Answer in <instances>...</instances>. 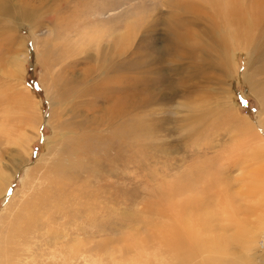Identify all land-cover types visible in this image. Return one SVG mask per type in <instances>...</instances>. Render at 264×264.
<instances>
[{"label": "rangeland", "instance_id": "rangeland-1", "mask_svg": "<svg viewBox=\"0 0 264 264\" xmlns=\"http://www.w3.org/2000/svg\"><path fill=\"white\" fill-rule=\"evenodd\" d=\"M6 8L0 264H264V0Z\"/></svg>", "mask_w": 264, "mask_h": 264}, {"label": "bare ground", "instance_id": "bare-ground-1", "mask_svg": "<svg viewBox=\"0 0 264 264\" xmlns=\"http://www.w3.org/2000/svg\"><path fill=\"white\" fill-rule=\"evenodd\" d=\"M0 12H2L3 14L5 13L6 15H9L10 14V11H9V9L8 8H6V0H0ZM15 14V13H14ZM27 15V14H26ZM16 23V22H15ZM18 29H19V27H18ZM3 40H5V41H3V44H6L7 45V48H6V50H7V52H9V50H11L9 47H8V39L7 38H4ZM22 42V39H20V43ZM10 45V44H9ZM22 46H23V42H22V44H21ZM11 46V45H10ZM5 48V47H4ZM2 51V50H1ZM7 52H5V53H7ZM23 92V91H22ZM22 96V100H24V102H26L25 104H27V101H26V99H25V97L26 96H28V95H26V93L24 94H22L21 95ZM21 96L19 97V99L21 100ZM29 101V100H28ZM20 102V101H19ZM21 102H23V101H21ZM20 102V103H21ZM54 112V111H53ZM54 116H56V115H54ZM53 118V117H52ZM39 122H40V120H39ZM60 122V121H59ZM60 126L62 127L63 126V123L62 122H60ZM56 130V129H55ZM57 134V133H56ZM49 139V138H48ZM47 150V149H46ZM254 158H255V156H254ZM255 161V160H254ZM256 171V170H255ZM263 176V175H262ZM210 177V176H209ZM207 179V178H206ZM251 180H252V178H251ZM261 180V179H260ZM217 181H218V179H217ZM211 183V182H210ZM262 184V183H261ZM264 190V189H263ZM252 191V190H251ZM253 192V191H252ZM245 195H247L248 194V192H245L244 193ZM33 206V205H32ZM208 210V209H207ZM22 218V217H21ZM18 220V219H17ZM22 222V221H21ZM202 222L204 223V225L206 224L205 222H207L206 221V219L204 218L203 220H202ZM214 222V221H213ZM189 223V222H188ZM200 223V222H199ZM198 223V224H199ZM208 223H210V220H209V222ZM190 225V224H189ZM206 226V225H205ZM191 231V230H190ZM203 231V230H202ZM189 238H190V236H188ZM189 238H188V240H189ZM187 239V238H186ZM236 239L238 240V241H242V240H244V238L242 237V236H237L236 237ZM186 240H184V242H185ZM190 241V240H189ZM187 242V241H186ZM186 242L184 243L185 245H186ZM219 242H222L220 239L219 240H217V242L216 243H214V244H212V250L213 251H220V249H218V248H213V247H216L217 245H219ZM190 243V242H189ZM191 244H193V245H191ZM191 244L188 246L189 247V249H187V247H186V249H182V247H181V244H180V242L178 243V245H180L179 247H181V250L179 251V250H176L175 251V254L174 255H176V257L175 258H179L180 259V261L182 262V261H185V262H189L191 259H193V257L196 255V254H198V252L200 251V248H201V246H200V243H199V241H197V238L195 237V241H192L191 242ZM183 246V245H182ZM178 247V246H177ZM177 247H175V248H177ZM179 247L177 248V249H179ZM183 250V251H182ZM186 250V251H185ZM240 255V254H239ZM237 259V258H236ZM242 264V263H241ZM246 264V263H245ZM247 264H249V263H247Z\"/></svg>", "mask_w": 264, "mask_h": 264}]
</instances>
